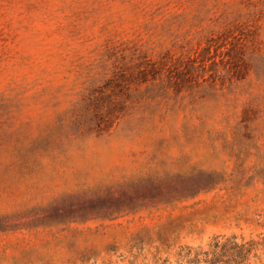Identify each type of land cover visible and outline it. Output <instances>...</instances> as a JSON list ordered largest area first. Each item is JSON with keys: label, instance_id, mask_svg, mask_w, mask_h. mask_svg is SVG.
<instances>
[{"label": "rangeland", "instance_id": "1", "mask_svg": "<svg viewBox=\"0 0 264 264\" xmlns=\"http://www.w3.org/2000/svg\"><path fill=\"white\" fill-rule=\"evenodd\" d=\"M0 264H264V0H0Z\"/></svg>", "mask_w": 264, "mask_h": 264}, {"label": "trees", "instance_id": "2", "mask_svg": "<svg viewBox=\"0 0 264 264\" xmlns=\"http://www.w3.org/2000/svg\"><path fill=\"white\" fill-rule=\"evenodd\" d=\"M253 245L254 244H252V243L243 244V245H237V244L234 243L232 246L228 247L229 243H224L221 246L215 245L214 249H219L221 254L227 253L229 250H233L238 255H241L243 253H249V251L252 249ZM209 255L214 256L215 255V251H211V252L205 253V256H209Z\"/></svg>", "mask_w": 264, "mask_h": 264}]
</instances>
